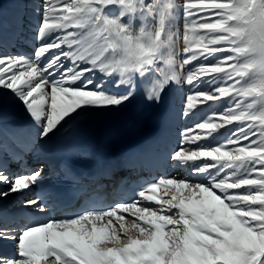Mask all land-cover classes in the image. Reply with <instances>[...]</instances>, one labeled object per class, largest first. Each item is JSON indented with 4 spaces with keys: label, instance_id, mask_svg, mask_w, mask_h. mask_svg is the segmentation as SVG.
Instances as JSON below:
<instances>
[{
    "label": "snow or ice",
    "instance_id": "snow-or-ice-1",
    "mask_svg": "<svg viewBox=\"0 0 264 264\" xmlns=\"http://www.w3.org/2000/svg\"><path fill=\"white\" fill-rule=\"evenodd\" d=\"M21 6L29 11L12 17L7 38L0 8V48L31 39L38 46L33 55L0 51V105L18 104L30 117L26 131L5 129L22 167L68 124L138 95L161 106L184 93L180 115L189 119L200 115L197 104L229 100L219 122L201 109L175 148L162 147V164L194 179L153 176L114 202L65 204L59 216L45 194L24 199L43 216L29 213L20 228L0 224V264H264V0ZM61 170L81 183L69 164ZM45 178L43 167L14 173L0 160V200L28 197Z\"/></svg>",
    "mask_w": 264,
    "mask_h": 264
},
{
    "label": "bare ground",
    "instance_id": "bare-ground-1",
    "mask_svg": "<svg viewBox=\"0 0 264 264\" xmlns=\"http://www.w3.org/2000/svg\"><path fill=\"white\" fill-rule=\"evenodd\" d=\"M27 3L28 0H0V8H2L3 11L5 38H7L8 34L12 31V25H11L12 17L18 11H24V12L29 11L28 8L21 6V5H26ZM34 36H35V32H30V33H26L25 38L27 39L28 37H34ZM18 45L19 46L22 45V47H19ZM37 46H38V42L35 39H31L29 42L26 43L17 40L14 47L10 46L7 48H0V51L33 55L35 51V47ZM183 97H184V93H177L175 95H172L168 98V101L161 106H157L149 102L148 103L144 102V99L141 97L139 110L133 115V117L128 122H126L121 128H119L114 132V136L116 137L118 135H123L128 139L136 138L138 136L140 126L145 129L149 124V122L151 121V119L154 116H156L160 111H162L164 108L169 110L168 116L170 117L175 109L176 103L179 102V100L183 101ZM218 103L219 101H213L212 104L210 102H208L207 104H198V109L196 113L200 112L199 113L200 115L190 120L183 118V120L173 122L170 119H165V126L162 128L163 147L165 146L168 147L171 144L172 147L175 148L180 138V132L184 128L190 127L192 124L196 123L197 120L201 119L204 116V113L201 112V109H205L206 112L210 114V118H213L216 122H219L218 117H216V114H217V110L223 106L221 105L222 102H220L219 104ZM209 104L213 106L217 104V108H213V107L209 108L208 106ZM1 107H4L3 112L6 119L0 122V143L4 140V138L9 136L5 134V129H7L9 132H18V131L23 132L28 130V125L30 123V117H28L27 113L24 112L22 107H20L18 104L9 103L7 106L0 105V109ZM110 114L111 111H93L86 114L85 116L80 117L78 120L73 121L72 123L68 124L63 130H61L52 141L49 142L45 151L38 154L35 153L34 158H38L39 161H42L48 155L49 148L53 144V142L61 138L64 134L73 133L76 130L80 129L81 127L95 121H97V126H102L105 123L106 118ZM24 118H27V124L25 126L21 124ZM194 131H199V130L196 129ZM201 143H204V141H201ZM16 144L18 143L16 142ZM192 147L195 148L196 146L192 145ZM173 170L176 176H180L178 175L176 168L173 167ZM182 177H188L189 179H192L193 176H182ZM240 191H244V189H241ZM20 201L21 200L15 199V197H8L3 200H0V204L3 205L4 208H7L9 211H12L15 210L19 204L23 205L22 203H20ZM22 208H26V207L22 206ZM4 221L5 219L3 218V215L0 213V222H4ZM6 221L12 222L14 227L16 228L23 227L27 223L26 221H23V219H20L19 222L15 221V223L9 219H7Z\"/></svg>",
    "mask_w": 264,
    "mask_h": 264
},
{
    "label": "rangeland",
    "instance_id": "rangeland-1",
    "mask_svg": "<svg viewBox=\"0 0 264 264\" xmlns=\"http://www.w3.org/2000/svg\"><path fill=\"white\" fill-rule=\"evenodd\" d=\"M223 55H226V54H224V53H223V54H222V53H221V54H217V56H223ZM197 63H199V61H198ZM185 68H186V67H185ZM228 100H229V98H228ZM228 100H227V101H228ZM180 102H183V101H180ZM221 102H222L221 105L224 106V102H223V100H222ZM178 103H179V102L176 103V106L178 105ZM226 103H227V102H226ZM151 104H152V103H151ZM176 106H175V107H176ZM221 108H222V107H221ZM221 108H220V109H221ZM1 109L4 110V107H1ZM197 109H198V107H197L196 109H194L193 111L196 112ZM180 113H181V112H180ZM198 113H200V112H198ZM237 123H238V122H237ZM236 125H237V124H236ZM231 126H233V125H231Z\"/></svg>",
    "mask_w": 264,
    "mask_h": 264
}]
</instances>
